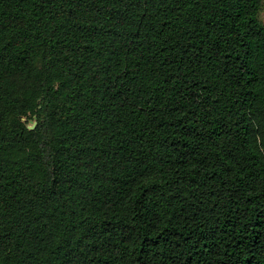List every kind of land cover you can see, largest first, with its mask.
Returning <instances> with one entry per match:
<instances>
[{
	"label": "trees",
	"instance_id": "obj_1",
	"mask_svg": "<svg viewBox=\"0 0 264 264\" xmlns=\"http://www.w3.org/2000/svg\"><path fill=\"white\" fill-rule=\"evenodd\" d=\"M262 1L0 0V264H264Z\"/></svg>",
	"mask_w": 264,
	"mask_h": 264
},
{
	"label": "rangeland",
	"instance_id": "obj_2",
	"mask_svg": "<svg viewBox=\"0 0 264 264\" xmlns=\"http://www.w3.org/2000/svg\"><path fill=\"white\" fill-rule=\"evenodd\" d=\"M259 19L264 23V0L262 1V7L259 12ZM27 123L29 124V126H32L35 122L33 119H28Z\"/></svg>",
	"mask_w": 264,
	"mask_h": 264
},
{
	"label": "water",
	"instance_id": "obj_3",
	"mask_svg": "<svg viewBox=\"0 0 264 264\" xmlns=\"http://www.w3.org/2000/svg\"><path fill=\"white\" fill-rule=\"evenodd\" d=\"M34 125H35V123H34L32 126H29V128H33V127H34Z\"/></svg>",
	"mask_w": 264,
	"mask_h": 264
}]
</instances>
